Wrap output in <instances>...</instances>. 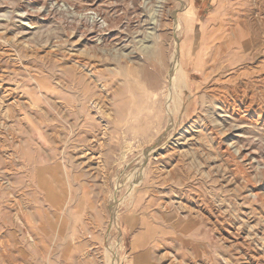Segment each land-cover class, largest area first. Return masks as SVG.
I'll return each instance as SVG.
<instances>
[{
  "label": "rangeland",
  "instance_id": "1",
  "mask_svg": "<svg viewBox=\"0 0 264 264\" xmlns=\"http://www.w3.org/2000/svg\"><path fill=\"white\" fill-rule=\"evenodd\" d=\"M0 264H264V0H0Z\"/></svg>",
  "mask_w": 264,
  "mask_h": 264
},
{
  "label": "bare ground",
  "instance_id": "2",
  "mask_svg": "<svg viewBox=\"0 0 264 264\" xmlns=\"http://www.w3.org/2000/svg\"><path fill=\"white\" fill-rule=\"evenodd\" d=\"M166 4H167V0H163V7L164 6H166ZM36 12H38V14L39 15H41V16H45V12L44 13H42L41 11H39V9H36L35 10ZM38 14H35L36 16H39ZM95 21V20H94ZM174 23H177V18H175V20H174ZM95 24V23H94ZM92 26H94V25H92ZM69 29H71L68 33H67V38L66 39H64L63 41H62V44H64L66 41H69V38L70 37H72V33L74 32V27H72V26H70V28ZM77 30V29H76ZM89 34V33H88ZM90 38V37H89ZM61 42V41H60ZM28 47H30L31 46V43L32 42H28V41H25L24 42ZM55 46H58V45H55ZM148 48H149V46L148 45H146V46H143V47H141V50L143 51V50H146V52L148 51ZM178 52H179V50H178V47L176 46V48H175V53H174V57L171 59V64H170V70H169V75H171L172 73L174 74L177 70H178V58L176 57L177 55H178ZM124 55V54H123ZM123 55H121V57H124ZM128 56V55H127ZM119 57V56H118ZM126 59L127 60H129V56L128 57H126ZM129 62V61H128ZM4 94H5V96L3 95V97H1V103H4V101H5V99L4 98H6L7 97V99L9 100L10 99V101L7 103V105L8 106H13L14 104H17V101L15 100V99H13V98H11V88H5L4 89V92H3ZM94 100H92V101H90V104H92V106H94ZM5 115H7V112L5 113ZM87 150H89V149H87ZM85 154V153H84ZM138 179H139V177H136V176H134V178H133V184L135 185L137 182H138ZM132 183V182H131Z\"/></svg>",
  "mask_w": 264,
  "mask_h": 264
}]
</instances>
